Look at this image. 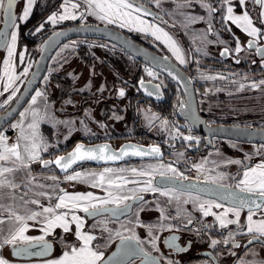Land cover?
Returning a JSON list of instances; mask_svg holds the SVG:
<instances>
[{"label":"snow or ice","instance_id":"obj_1","mask_svg":"<svg viewBox=\"0 0 264 264\" xmlns=\"http://www.w3.org/2000/svg\"><path fill=\"white\" fill-rule=\"evenodd\" d=\"M22 11L19 16L14 15L13 7L17 0H0V11L3 13L4 28L0 29V49H4L6 55L3 59V66L0 68V82H2V91L0 96L8 93L6 99L0 102V109L5 108L10 101L16 97L17 92L20 91L16 87L17 81L21 76H27L29 68L32 65L29 63L24 68L23 72L17 73L15 59L18 58L21 63L25 59V51L17 52L18 45V29L21 24L26 22L33 12V6L37 0H21ZM175 2V0H174ZM200 8L206 10L209 17L214 14L221 13V23L225 26L228 24L234 25L242 33H245L251 39L248 40L247 48L251 49L256 46L258 37L264 38V0H254L256 5L260 6L258 20L254 21L249 11H247L248 0H238L237 8L244 9L240 14L234 11L233 0H217L220 7L217 8L209 0H195ZM147 3H154L157 8L161 7L163 0H147ZM193 0H183V3H178V8L191 7ZM62 11L53 12L47 16V20L36 27L35 32H40L45 23L56 25L68 20H83L85 17H95L97 20L108 25H117L120 28H127L129 31L144 33L152 36L155 40L163 43L172 52L176 60L184 65L187 63L185 56L174 38L165 31L159 24L153 21L163 22V18L150 11L143 0H62L60 4ZM83 9V11H80ZM185 15L184 13H181ZM151 17L150 21L147 19ZM187 23L194 24L198 20H204L203 16L185 15ZM257 24L261 25L260 27ZM226 31L231 32V28L225 27ZM212 23L208 22L207 32H212ZM35 34V33H33ZM64 35L63 32H55L54 37ZM53 37L49 38V43ZM92 45H90L91 47ZM76 47L75 42L64 44L53 60L59 63L61 53L64 50ZM256 54H258L264 64V46L255 47ZM43 51V49H42ZM200 51V49H197ZM243 51L241 41L237 38L235 40V53L239 54ZM229 49L225 48L220 54L224 56L228 54ZM66 62V60H65ZM240 63V60H236ZM255 63V61H253ZM156 67L160 66V62H156ZM167 69V74L177 83L182 77L175 70L167 64H164ZM52 69H50V72ZM147 75L153 79L158 78V74L152 68L145 69ZM71 76L72 73H69ZM202 78L215 80V76H205L201 74ZM48 75L44 76V81L47 82ZM219 79H227L226 77H219ZM235 83V81H233ZM161 84L155 85L154 88L158 92ZM141 88H146L144 81H140ZM185 89L187 86L184 85ZM251 89H258L264 87V79L259 82H251L249 85ZM245 89L243 83L239 84L237 91ZM103 91V86L100 89ZM151 96L153 92L147 91ZM120 97L125 96L123 88L118 90ZM187 95V90L185 91ZM38 101H42V108L38 107ZM71 103V101H66ZM185 101H180V110L184 111ZM11 111H15L12 109ZM10 111H6L0 116V121L7 122V116ZM85 112V116H89ZM121 119V117H115ZM155 114L148 117L149 122L158 119ZM195 119L194 115L191 117ZM51 123L53 128L59 125H64L69 128V134L74 126V121L60 120L52 115V110L48 104V97L45 91L36 90L35 94L31 96L29 107L19 113V119L15 123H11L10 127L17 130L16 138L13 142H9V137L5 132L0 130V247L5 245L12 246V255L14 256H37L48 257L53 250V244L46 239L52 236L56 229H61L65 236L59 238L61 245L60 254L43 260L42 264H135L139 259L140 264H177L176 261L167 259L163 255L157 257L153 256L151 252L144 250L140 238L131 229L126 228L123 224L120 228L115 230L109 228L108 221L131 212L132 203H139L144 201V197L140 193L144 192H159L161 196L169 197V201H180L181 197H186L183 203L187 204L192 201L194 207L202 214L203 217L213 216L221 228H228L229 225H239V231L251 236L248 244L254 241L258 242L264 247V218L254 219L257 212L264 217V144H261L255 149L254 155L261 156L259 162L245 163L239 159L228 160L227 164H235L240 166L243 171L238 173L240 176L236 183L231 186L220 185L218 188L207 190L209 194L216 197V199L203 200L199 195L193 196L192 190L198 192H205V189L198 188L196 184L184 185L181 183L188 178L177 171L171 164H147L142 168H112L104 167L102 171H73L68 174L73 165L85 161H117L123 159L125 156H160V148L158 146H151L144 149L136 145L122 146L119 152L112 151L108 144H98L91 147H86L82 143H77L71 152L66 155H57L54 159H44L42 153L48 152L50 145L48 139L41 132V124ZM80 123L84 125V121ZM163 126H167L168 121L163 120ZM104 127L103 124L100 125ZM2 128V124H0ZM86 128V125H85ZM90 131V130H89ZM55 135V133H54ZM180 135L177 129L173 138ZM264 135V133H262ZM67 139V136L65 137ZM195 139L197 143L199 138L191 135L183 136L184 141H192ZM235 147V145H233ZM183 155V153H178ZM246 159L251 161V157L246 155ZM39 164L41 168L48 169L49 166L55 165L61 172L65 173L64 182H79L90 185L92 188H99L105 192L103 197L94 195L93 192H68L66 189L59 186L60 181L56 175L34 174L32 165ZM194 167L197 171L202 170V164H196ZM125 172H130L133 177H145L146 179L137 180L129 179L122 175ZM159 175L162 179L160 182H155V177ZM226 175L221 173L219 179H226ZM212 179V183H216V178ZM236 179V177H232ZM41 180L52 181V184L42 183ZM137 185L136 187H127V185ZM42 200H47L49 203L45 205ZM54 201V203H53ZM218 201H227L228 207ZM223 209L221 212H214L213 209ZM247 209L246 220L241 224V212ZM157 210L160 212L159 225H147L149 229L150 240L147 241L153 251L159 252L156 245L159 237L154 236L151 229L159 227L160 230L167 228L171 230L174 226L172 224L165 225L163 221L169 219L165 214L163 208L158 206ZM143 211V209H140ZM83 212L88 217H106L104 220L98 221V226L102 233H108L104 238V243H99L96 235L89 231H85V220L77 213ZM231 214L234 219L229 218ZM179 216V211L177 212ZM29 222H34L41 225L39 231L42 233L39 236H31L26 233L29 231ZM137 223L139 224L138 214ZM193 220L188 218L187 224L191 225ZM75 226L74 229L72 226ZM94 225L93 227H96ZM145 227V225H140ZM209 227L205 225L206 229ZM246 230V231H245ZM197 233L201 230L197 229ZM124 232H131V235H124ZM236 233L229 232L228 236L224 238L223 243L229 244L232 241L233 248H239L240 245L235 243L233 237ZM71 236L73 239L69 240ZM119 240L110 255H106L105 251L101 249L107 247L114 239ZM178 237L172 235L164 239V244L173 251L186 252L187 247H181L176 243ZM96 242V243H94ZM220 241L211 240L210 246L215 248ZM38 248V251L32 249ZM235 255V253H232ZM253 257L256 253H251ZM0 264H10L9 260L0 256ZM240 264H264V260L257 261L255 258L250 261L241 260Z\"/></svg>","mask_w":264,"mask_h":264},{"label":"rangeland","instance_id":"obj_2","mask_svg":"<svg viewBox=\"0 0 264 264\" xmlns=\"http://www.w3.org/2000/svg\"><path fill=\"white\" fill-rule=\"evenodd\" d=\"M53 1L55 0H40L39 2L44 4L51 3ZM80 2L82 3V0H80ZM169 2L171 3V0H163L160 8H157L154 3L148 4H150L162 15L166 13L169 16L173 12L174 8L175 10L177 9V4H169ZM61 3L62 0H59L55 10L51 11L48 15L53 12L62 11L60 9ZM237 4L238 0H233L234 10L240 14L244 9L237 8ZM22 6L21 0H17L15 5L16 16H19L22 11ZM246 10L249 11L252 18H256L258 20L261 9L259 5L253 3V0H248V7ZM80 11H83V9ZM179 12L184 13L185 15H191V12H195L199 14L197 17H204V20L200 22H196L194 24L188 23L190 25L191 32V36L189 37L190 39H188L190 53L187 55L183 53L187 61L184 65H181L176 60L168 47L160 41L155 40L152 36L135 31H129L127 28H120L117 25L112 26L125 31L128 35H132L139 40L141 39L142 41H150L154 44L156 43V45L160 46L159 48L164 49L162 50L158 48L161 53L168 55L178 65L186 67L188 75L195 82V92L199 109L203 115L207 116L208 121H227L232 123L264 126V87L258 89H251L249 87L251 82H259L264 79V64L261 62L262 58L252 57V54L246 48H243V51L239 54L235 53V43L233 44V41L235 42L236 39L231 35L227 36L229 33H221V30L218 29L212 20L211 23L213 31L207 32L208 21L205 20H208V18L211 17L207 15L206 10L200 8L199 4H197L195 0H193L191 7L182 8ZM47 16L44 19V22L47 20ZM191 16L195 15L192 14ZM147 19L150 21L152 20L151 17H148ZM75 21L106 24L97 20L95 17H85L83 20L78 19ZM70 22H73V20L63 21L56 25ZM153 22L159 24L160 27H162L174 38V36L164 26V22ZM197 25H204L206 29L204 30L203 26L198 27ZM45 26L52 29L55 25L45 23ZM35 29L32 33H36ZM37 40H34L35 42L31 43L26 39L18 37L17 52L25 51V59L23 63H21L18 58L14 61L18 74L23 72L24 68L27 67L29 63L32 65L39 51L40 40ZM174 40L178 42L176 38H174ZM73 42H75L76 47L74 49L69 48L64 50V52L61 53L59 63L53 60V57L57 56V53L60 52V49L64 44L71 45ZM90 45L92 46L90 47ZM220 46L229 49V56L227 58H223L218 54V48ZM197 49H200V51H197ZM205 56L211 57L214 61L207 62L203 60L202 58ZM231 58L235 60V62L237 59L240 60V62H245L244 66H232ZM111 61H115L118 67L112 65ZM253 61H255V63H253ZM238 64L240 63H237V65ZM146 68L152 67L138 61L133 55L108 40L88 37H75L65 40L59 44L51 54L43 76L37 83L26 103L21 107L12 120L6 123L2 128H0V130L4 132L10 130L11 134L8 136L9 142H13L16 138L17 130L10 127L11 123H15L19 119V113L29 107V101L31 100V96L35 94V91L42 90L46 92L48 104L52 110V115L60 120H71L75 122L70 134L69 128L64 125H59L57 128H53L51 123L41 124L42 134L48 139L50 145H55V147H49L48 152L42 153L43 158H52L54 155L65 151L64 149L72 145L76 140L80 139L84 141H98L105 139L113 145H117L121 141L128 139L138 142L163 143L168 149L170 157H172L177 163H180L183 167L190 164L192 175L196 177L219 179V175L224 173L227 178L223 179V181H228V178L232 176L236 177V179L233 180L235 183L236 180L240 178L238 173H242L243 169L240 168L239 171L236 172V166L238 165L227 164L226 161L236 159L243 162L249 161L246 159V155L251 157V161L249 162L260 161L261 156L254 155V152L256 148L264 143L240 142L222 139L221 141L215 143L203 157L197 158L193 162L188 163L186 159L187 146H191V144L195 145L197 144V141L195 139L192 141L183 140V136L187 135L184 132L186 128H182L180 122L183 121L175 117V108L179 100L183 98L182 93L179 91L177 86L170 90L174 97L172 103L174 110L169 116H164L157 111L153 105H151L152 101L148 99L139 102L141 98H138L140 94L136 88V80L138 78L154 80L160 84L161 81H163L162 86L164 88L168 86V81L171 82V80L156 71L154 68H152V70L158 74V78L153 79L152 77H149L145 71ZM50 69H52L51 72ZM69 73H72V75L70 76ZM201 74H204L205 76H215L217 79H204ZM45 75L49 76L47 82L44 81ZM221 76L226 77L227 79H219ZM25 77L26 76H21V79L16 83V87L20 89ZM55 77H59L61 81L65 80L68 86L64 87L61 85ZM134 81L135 83H133ZM233 81H235V83H233ZM241 83L245 85V89L237 91L239 84ZM102 86L103 91L100 90ZM57 88H60L61 91L64 92V95L59 96L58 98L55 96ZM121 88L125 91L124 97H120L118 95V90ZM136 94L139 95L136 96ZM7 95L8 93H5L4 96H0V102L6 99ZM66 101H71V103H66ZM11 102L12 101H10L9 104ZM42 103V101H38L37 106L42 108ZM85 112H88L90 115L85 116ZM152 114H155L159 118L152 120L150 123L148 117ZM115 117H121V119H116ZM133 118H137L136 123L132 120ZM81 120L84 121V125L80 123ZM163 120L168 121L167 126L162 125L161 122ZM101 124L104 125L103 128L100 127ZM177 129L179 130L180 135L176 136L174 139L173 136ZM66 136L67 139H65ZM233 145H235V147H233ZM217 148H222V150H218ZM226 152H230V155ZM178 153H183V155H178ZM160 163L165 165L169 164L158 159L126 160L117 164L102 166L82 164L69 170L68 174H71L73 171L100 172L104 167L139 169L147 164ZM196 164H202V170L197 171L194 167ZM171 165L175 167L174 164ZM32 169L34 174L56 175L60 181L59 186L66 189L68 192L83 193V191H75V189H73V187H76L74 181L64 182L65 173H56V170L54 171L52 166H49L48 169H43L39 164H33ZM122 175L128 177L129 179H146L145 177H133L130 172H125ZM41 182L47 184L53 183L52 181L45 180H41ZM136 186L137 185L132 184L127 185V187ZM80 187L85 190L87 188L94 189L96 192H93V194L100 197L105 195V192L102 189L92 188L88 184L80 185ZM89 191L91 190H87L85 192ZM148 194H153L158 197L159 201H156L155 199L157 205L153 206V209L150 211H147L144 215L146 218H144L142 222L139 221V226L141 224L145 225V227L140 226V228L143 230L142 233L145 235L144 237L147 241L150 240V237L148 235L149 229L146 226L153 225V222L160 221V212L157 210L160 205V201L163 202H161L162 205L160 208L164 209L165 214L169 217V219L172 217L177 218V215H171L170 213L176 212L177 214L178 211L179 215L182 214L184 218L183 220L186 218L183 203V200L186 197L182 196L179 202L174 199L170 202L169 197L161 196L159 192H144L143 202L147 201ZM159 196L161 198H159ZM42 203L47 205L49 201L42 200ZM77 214L82 217L81 212ZM258 215L259 212H257L255 216L258 217ZM104 219V217L94 219V221H96L95 224L84 219L85 228L91 229V225L94 226L98 224V220ZM29 224L31 226L29 231L26 233L27 235L39 236L42 234L39 231V227L41 225L34 222H29ZM122 224L125 226V224L121 223V221H116L110 224L108 223L107 226L115 230L120 228ZM72 227L74 229L75 226L73 225ZM125 227L131 229V231H134L137 235L135 227L132 225ZM93 229L97 232V237L101 238L98 242L103 244L104 238H106L104 237L105 233H102L100 228L94 227ZM151 231L154 236L158 233V231L153 228ZM124 234L131 235V232H124ZM65 235L66 234H64L61 229H56L52 236H48L52 239L55 246L53 253L45 258L30 260L12 259L6 245L0 247V256L9 260L10 264H42L43 260L60 254L61 245L59 243V238ZM68 239L71 240L73 237L69 236ZM105 248L106 247L101 250L105 251Z\"/></svg>","mask_w":264,"mask_h":264},{"label":"flooded vegetation","instance_id":"obj_3","mask_svg":"<svg viewBox=\"0 0 264 264\" xmlns=\"http://www.w3.org/2000/svg\"><path fill=\"white\" fill-rule=\"evenodd\" d=\"M58 1L59 0H55V1L51 2V3H44V5H48L49 6V10L44 15V17H42L33 26V28L28 31V35L27 34L25 35V33H22L21 30H20V27H19V29H18V33H19L18 37H20L22 39H26V40H28L31 43L35 42L34 40H37V39H39L40 42H41L42 39L50 31L55 30V29H57V28H59V27H61L63 25L79 22V21H73V22H70V23H63V24L55 25V26H53L52 29L51 28L49 29L46 26H44V28L40 32L33 34L32 31L38 25H40L41 23L44 22V19L46 18V16L51 11L55 10ZM209 2H212L214 4V6L217 7V8L220 7V4L217 2V0H209ZM178 3H183V0H175V2H174V0H171V3L169 2V4H178ZM253 3H254V0H253ZM145 4H148V3H145ZM148 5L151 6L150 4H148ZM181 9L182 8H178L177 7V9L175 10V8H174L173 11H174V13L177 16L179 14V17H181V16H183L179 12V10H181ZM163 15H162V18H163V22L164 23H166L167 20L171 21L172 23H174L184 33V35L187 37V39H190L188 34L182 29V27L170 15L168 16L166 13L163 14ZM211 20H212L213 23H215V25L218 27V29L221 30V33H223V34L229 33L227 36L231 35L235 39L238 38L241 41L242 48H246L247 50H249V52L252 54V57L261 58L258 54H256L255 47L263 46L264 45V38L258 37L257 40H256V46L251 48V49H249V48H247V43H248V40L251 39V38L248 37L245 33H242L234 25H231V24H228L227 26L223 25L221 23V19L220 18L218 19V18L211 17V18H208V20H205V21L209 22ZM253 20L257 21L256 18H253ZM158 22H161V21H158ZM197 22H200V20H198ZM197 26L198 27L199 26H203V29L204 30L206 29V27L204 25H197ZM257 26L260 27L261 25L257 24ZM225 27L231 28V32L226 31ZM44 32H47V33L45 34V36H42V34ZM135 39H137V38H135ZM234 43L235 42L233 41V44ZM177 44H179V43L177 42ZM179 47L183 51V49L180 46V44H179ZM159 49H162V48H159ZM224 49H225V47H222V46H220L218 48V54L220 56H221L220 53ZM162 50H164V49H162ZM3 51H4V49L0 50V52H1L0 60H1L2 56H3ZM158 51H156V52H158ZM158 53H160V52H158ZM160 54H163V53H160ZM228 56H229V52H228V54H226L224 56H221V57L227 58ZM205 58H209V59H211V61H214L209 56H205ZM231 62H232L231 63L232 66H240V67H242L245 64V62L242 61V62H240V64L237 65L235 60H233L232 58H231ZM181 67L185 70V67H183V66H181ZM185 72L188 74V72L186 70H185ZM193 84H194V88H195L194 80H193ZM175 86H177V85L175 84ZM161 87L163 89V98H162V100H163L166 88H164L163 86H161ZM195 94H196V92H195ZM138 98L142 99L141 96H139ZM196 98H197V96H196ZM162 100H160V101H162ZM160 101H158V102H160ZM158 102H154V103H158ZM197 103H198V101H197ZM198 108H199V106H198ZM2 110L3 109H1L0 111H2ZM199 112L203 115V113L200 111V109H199ZM203 116L205 117V119H206V121L208 123H232V122H227V121H225V122L208 121L207 116H205V115H203ZM176 118L183 121V122H180V125L183 123L184 126L181 125V127L182 128L183 127L186 128L184 132L187 135H191L193 137H198L200 139L197 144H195V145L191 144V146H187L186 159H187L188 163L193 162L197 158L203 157L206 154V152L213 147V145L215 143L221 141L222 139H228V138L212 136L211 139H210V142L206 143L205 139H204V136L202 134H199V133H197L194 130L191 131L189 125L187 123H185V121L183 119L178 118V117H176ZM235 124H244V123H235ZM249 125H252V124H249ZM228 140H233V139H228ZM234 141H238V140H234ZM240 142H243V141H240ZM251 143H253V142H251ZM217 149L218 150H222V148H217ZM226 153L230 155V152H226ZM155 159H158V160H160L162 162H167L169 164H174L176 169H177V171L180 172V173H183V175L186 176L188 179L205 180V181H211L212 182V179L203 178V177H196V176L192 175L191 174L190 164L188 166H186V167H183V166H181L180 163H177L172 157H170L168 149L165 147V145L163 143H161V156L158 157V158H155ZM244 162L245 163H250L249 161H244ZM82 164L83 165L86 164V165H90V166H102V165H94V164H90V163H81V164H78V165H82ZM106 165H108V164H106ZM240 168H241L240 166H236V172L239 171ZM54 171H55V169H54ZM55 172L57 173V171H55ZM233 180L234 179H232V176H231V177L228 178V181H223V180H220V179H216V183L222 184V185H225V186H231V185L235 184V182H233ZM74 183H75V186H76L75 187V191H83V192H85L87 190H91L92 192H96V191H94V189H89V188H87L86 190L82 189V187H80V185H85L84 183H79V182H74ZM192 194H193V196L199 195L201 197V199H203V200L216 199L215 197L206 196V195H203V194H200V193H197V192H193V191H192ZM140 195L143 196L144 193H140ZM159 198H161V197L159 196ZM155 199H156V201H159L158 197L154 196L153 194H148L147 201H145L143 203L142 202H139V203L131 202L132 203V209H131L130 213L122 215L118 219L113 218V219L109 220L108 223L110 224L112 222L121 221V223H124L125 226L132 225L133 227L136 228L137 236L140 238V240H145V243L143 244V247H144L145 251L151 252L152 254H154L157 257L163 255L167 259L176 261L177 264H240L242 259L245 260V261H250V260H253L254 258L257 261L264 260V247H262L258 242H255V241L252 244H248V241L251 239V236L245 234V232L239 231V228H240L239 225H229L228 228H221L219 226L218 222L215 221V217H213V216L203 217L202 214L198 211V209L194 207V204H193L192 201H189V203H187V204L184 203V211H185L184 214L186 215L185 220H183L184 218H183L182 214H180L177 218H173L172 217L169 220L163 221V223L165 225L172 224L174 226L171 230H168L167 228H165L164 230H160L159 227H154L153 228L154 230L158 231L156 236L159 237V239H157L156 245L159 248V252L153 251L151 245L149 243H147V240L144 237L145 235L142 233L143 230L139 226L140 223L138 224L135 221H137V214H138V220L140 222H142V220H144V218H146V217H144V215L147 213V211H150L151 209H153V206L157 205V202L155 201ZM165 201H166V199H165ZM161 202L162 201H160L159 207L163 203V202L162 203ZM218 202L223 203L225 207L229 206L227 203H224L222 201H218ZM163 206H164V204H163ZM140 209H143V211H140ZM222 210H223L222 208L221 209H215V208L213 209V211L217 212V213L221 212ZM170 214L171 215H177L176 212H171ZM81 215H82V217L85 220H89L93 224L96 223V221H94V219L98 218V217H88L83 212H81ZM246 215H247V209L242 210V212H241V224H243L245 222ZM104 218L106 219V217H104ZM188 218H191L193 220V223L191 225H188L187 228H184V225L187 224ZM229 218L230 219H234V217H232L231 214H229ZM260 218H264V217H262L261 213H259L258 217H256V216L254 217V219H260ZM98 221H100V220H98ZM153 223H154L153 225H159L160 221L153 222ZM96 225H97L96 228H100L98 226V224H96ZM205 225H208L209 227H207L205 229L204 228ZM90 228L92 230L88 229V228H85L84 230L85 231H89L93 235L97 236V232L95 231V229H93L94 228L93 225H91ZM197 229H200L201 231L199 233H197V231H196ZM230 231L233 232V233H236L234 235V237H233V240L235 241V243L240 245L239 248H233L232 247V241H230L229 244H227V245L223 243L224 238L228 236ZM105 234H104V237H107V233H105ZM124 235L127 236L128 234H124ZM172 235L177 236L178 240L176 241V243L179 244L181 247H187L188 251L177 253V252L173 251L172 249H169L164 244V239L166 237H170ZM46 239H49L53 243L51 238L48 237ZM117 239H114L109 244V246L105 248V253H107V252H109L111 250V248L113 247V245H114V243H115V241ZM213 239L220 241V243L215 248L210 246V242ZM54 246H55V244L53 243V251H54ZM6 248L8 249V252H9V255H10V247L6 245ZM253 251L256 253L255 257H253V255L251 254ZM232 253H235V255H233ZM136 261H135V263H136Z\"/></svg>","mask_w":264,"mask_h":264},{"label":"water","instance_id":"obj_4","mask_svg":"<svg viewBox=\"0 0 264 264\" xmlns=\"http://www.w3.org/2000/svg\"><path fill=\"white\" fill-rule=\"evenodd\" d=\"M146 6L150 9V11L162 17V15L159 12H157L154 8H152L148 4H146ZM13 13L15 15V5L13 7ZM3 28H4L3 13L1 11L0 29H3ZM55 32H63L64 35L59 36V37H54L53 34ZM50 37H53V40L49 43H46V41H49ZM75 37H88V38H99V39L108 40L118 45L119 47H121L122 49L130 53L131 55H133L139 61L154 68L156 71L160 72L165 77H167L169 80H171L174 84H176L179 90L181 91L183 98L179 100L175 108V116L183 119L185 123H187L192 130L196 131L199 134H202L204 136L206 143L210 142V139L212 136L228 138V139H233V140H238V141H243V142L264 143V135H262V133H264V126L249 125V124H235V123H208L205 117L199 112L193 80L190 78V76L185 72V70L181 66H179L176 62H174L168 55L160 54L156 52L155 50L146 46L145 44L138 41L137 39L129 36L121 29L114 27L112 25L95 23V22H77V23L63 25L55 30L50 31L42 39V41L39 44L38 54L32 63V67L28 71V75L23 80V83L19 89L20 91L17 92V95L16 97H14L12 102L2 111H0V116H2L6 111H10V115L7 116V122L0 121V124H2V127L6 123L11 121L12 118L21 109V107L26 103L31 93L35 89L37 83L43 76L46 66H47V62L51 54L53 53V51L57 48V46L61 44L62 42H64L65 40L75 38ZM0 50H3V49H0ZM158 61L160 62V66L156 67L155 64ZM164 64H167L168 66H170L172 69L175 70V73H178L179 76L182 77L179 83H177L176 80H173L171 77L168 76L167 69L164 68ZM141 80L144 81L146 88H141L140 86ZM158 84L160 83L154 80H150V79L138 78L136 80V88L140 96L152 102H158L162 100L163 98L162 87L159 88L158 92L154 88V86ZM184 85L187 86V89H185ZM148 90H151L153 92L151 96L147 94ZM186 90H187V95H185ZM180 101L186 102L184 111L180 110ZM12 109H15V111H11ZM193 115L195 119L191 118ZM181 125L184 126L183 123ZM77 143H82L86 147H91V146H95L98 144H108L111 147L112 151L114 152H119L121 147L125 145H136L144 149L150 148L151 146H158L160 148V153H161L160 143L138 142L135 140L128 139V140L121 141L117 145H113L111 142L105 139L98 140V141H84L80 139V140H76L65 151L54 155L52 158H44V159H54L55 156L57 155H66L68 152H71L73 150V148L75 147ZM160 156L139 157V156L128 155V156H125L123 159L117 160V161H108V162L85 161L82 163H90L94 165H106V164H117V163H120L126 160L155 159ZM78 164H81V163H78ZM76 165H73L72 168L75 167ZM51 166H53L54 169L58 173H63L60 171V169L56 168L55 165H51ZM161 179L162 178L159 175H157L155 177V182H160ZM181 183L184 185L196 184L198 188L205 189L206 191L198 192L196 190H192L193 192H197V193L210 196V197H215V196L209 194L207 190L215 189V188H218L220 185H222L218 183L213 184L211 181L195 180V179L183 180L181 181ZM222 202L228 204L227 201H222ZM128 203H131V201H129ZM49 242L51 241L49 240ZM118 243H119V240L117 239L113 247L111 248V250L107 252L106 255H110L112 251H115V247ZM9 247H10V257L12 259L29 260V259L45 258V257H37V256H31V257L14 256L12 255V246H9ZM32 250L38 251L39 249L36 248ZM152 255L155 256L154 254ZM135 264H140L139 259L136 261Z\"/></svg>","mask_w":264,"mask_h":264},{"label":"trees","instance_id":"obj_5","mask_svg":"<svg viewBox=\"0 0 264 264\" xmlns=\"http://www.w3.org/2000/svg\"><path fill=\"white\" fill-rule=\"evenodd\" d=\"M40 0H37L36 4L33 6V12L32 14L30 15L29 19L24 22L23 24L20 25V30L22 33H25V35L27 34L28 35V31L31 30L33 28V26L42 18L44 17V15L47 13V11L49 10V6L48 5H44V4H41L39 2ZM143 2L147 3V0H143ZM221 13H217V14H214L213 15V18H220L221 17ZM165 27L167 28L168 31H170L173 36L177 39L178 43L180 44V46L182 47L183 49V52L187 55L190 53V46H189V40L187 39V37L184 35V33L174 24L172 23L171 21L167 20L166 23H165ZM48 32V31H47ZM47 32H44L42 34V36H45V34ZM125 32V31H124ZM126 33V32H125ZM127 34V33H126ZM133 38H135L134 36L132 35H129ZM139 40V39H137ZM140 42H143L145 45L149 46L150 48H152L153 50L155 51H158V48L160 47L159 45H156V43H151L150 41H141L139 40ZM160 52V51H158ZM161 53V52H160ZM0 56H1V52H0ZM191 59V58H190ZM203 60L209 62L211 61V59L209 58H205L203 57L202 58ZM138 60V59H137ZM139 61V60H138ZM191 62V61H190ZM112 65H114L115 67H118V65L115 63V61H111ZM185 70L187 71L186 67H185ZM55 79H57V81L63 85L64 87H67V82L65 80H60L59 77H55ZM61 81V82H60ZM135 83V81L133 82ZM168 86L166 87L165 89V93H164V99L158 103H154V102H151V105H153V107L159 111L162 115L164 116H169L171 115L172 111L174 110L173 108V93L170 91L172 90L174 87H175V84L168 81ZM56 97L58 98L59 96H62L64 95V92L61 91L60 88H57L56 89ZM60 90V91H59ZM139 95V94H136V96ZM145 99L142 98L140 99L139 102H142L144 101ZM132 120L137 121V118H133ZM11 134V131L10 130H7L5 132V135L9 136ZM71 146V145H70ZM69 146V147H70ZM67 147V148H69ZM66 148V149H67ZM65 150V149H64ZM73 189H75V187H73Z\"/></svg>","mask_w":264,"mask_h":264},{"label":"crops","instance_id":"obj_6","mask_svg":"<svg viewBox=\"0 0 264 264\" xmlns=\"http://www.w3.org/2000/svg\"><path fill=\"white\" fill-rule=\"evenodd\" d=\"M237 13V12H236ZM191 15L193 14V15H195V16H197V15H199V14H197V13H195V12H191L190 13ZM237 14H239V13H237ZM170 16L182 27V29L188 34V36L190 37L191 36V32H190V25L184 20V18H185V16H181V17H183V18H181V17H179V16H177L175 13H174V11L170 14ZM0 18H1V11H0ZM6 55V52H5V50H4V53H3V56H2V58L4 57ZM1 58V61H0V68H2V66H3V59ZM0 91H2V82H0Z\"/></svg>","mask_w":264,"mask_h":264},{"label":"built area","instance_id":"obj_7","mask_svg":"<svg viewBox=\"0 0 264 264\" xmlns=\"http://www.w3.org/2000/svg\"><path fill=\"white\" fill-rule=\"evenodd\" d=\"M190 130L192 131V129L190 128Z\"/></svg>","mask_w":264,"mask_h":264}]
</instances>
